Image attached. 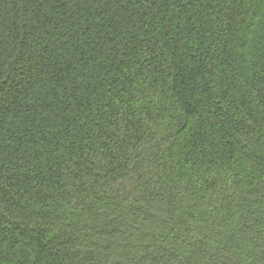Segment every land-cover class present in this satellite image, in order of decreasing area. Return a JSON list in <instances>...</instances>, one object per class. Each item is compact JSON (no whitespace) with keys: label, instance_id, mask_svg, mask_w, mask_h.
Wrapping results in <instances>:
<instances>
[{"label":"trees","instance_id":"trees-1","mask_svg":"<svg viewBox=\"0 0 264 264\" xmlns=\"http://www.w3.org/2000/svg\"><path fill=\"white\" fill-rule=\"evenodd\" d=\"M0 264H264V0H0Z\"/></svg>","mask_w":264,"mask_h":264}]
</instances>
